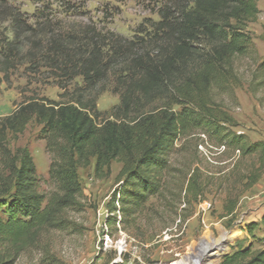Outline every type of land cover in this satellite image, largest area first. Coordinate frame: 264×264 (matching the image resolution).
Wrapping results in <instances>:
<instances>
[{
  "label": "trees",
  "instance_id": "16d2710c",
  "mask_svg": "<svg viewBox=\"0 0 264 264\" xmlns=\"http://www.w3.org/2000/svg\"><path fill=\"white\" fill-rule=\"evenodd\" d=\"M259 1L164 0L150 31L144 26L136 31L145 39L107 38L109 58H93L75 75H70L68 53H45L50 68L68 82L80 77L86 92L113 76L119 105L114 120H102L94 103L31 99L0 121V264H13L42 231L63 224L64 212L82 196L77 170L91 159L96 175L108 173L114 162L121 164L113 198L118 207L112 209L124 221L162 194L172 158L190 138L237 154L232 169L246 163L238 177L245 190L259 181L264 143H252L233 131L239 125L228 109L237 103L235 90L244 80L264 107V57L248 29L260 14ZM2 15L0 10V20ZM31 121L42 126L52 159L49 177L55 190L48 196L39 192L27 149L9 148L8 136L16 139ZM197 172L192 171L186 188L195 197L202 192ZM237 205V197L227 196L224 214L232 215ZM115 224L111 219L106 225L113 229ZM256 231L264 236V214L246 225L250 237ZM261 241L259 249H238L224 255L220 264H264V237Z\"/></svg>",
  "mask_w": 264,
  "mask_h": 264
},
{
  "label": "rangeland",
  "instance_id": "374dc122",
  "mask_svg": "<svg viewBox=\"0 0 264 264\" xmlns=\"http://www.w3.org/2000/svg\"><path fill=\"white\" fill-rule=\"evenodd\" d=\"M163 3L0 0V71L4 73L0 72V121L31 99L57 103L80 99L83 105L94 103L102 114L100 119L114 120L119 97L112 92L113 76L109 74L107 80L86 92L80 77L68 82L50 68L45 53L53 49L68 53L73 61L70 75H75L88 65L87 61L105 55L109 58L107 38L136 42L134 38L139 35L145 39L136 31L142 26L150 31V23L159 20L157 11ZM258 9H262L258 19L248 29L259 55L264 57V0L258 2ZM235 93L237 103L228 108L239 125L233 131L246 135L252 143H264V107L249 92L245 80ZM41 128L31 121L16 139L9 135L8 143L12 151L27 149L39 192L48 196L55 186L49 177L52 159L45 149ZM195 140L187 139L182 147L178 143L181 148L172 158L162 194L152 197L144 209L125 221L112 209L118 207L113 198L120 185L121 164L114 162L108 173L96 175L91 159L89 166L77 170L82 196L77 205L64 212L63 224L42 231L33 245L15 256L13 264H190L187 257H195L215 242L221 245L209 249L199 264H220L224 255L238 249H259L263 234L256 231L255 238L250 237L246 225L259 222L264 211V172L254 186L245 190L238 177L246 163L232 169L237 154L223 152L204 139ZM196 170L202 190L198 197L186 192L189 177ZM227 196L238 199L229 216L223 211ZM203 202L210 208L203 209ZM111 219L116 221L113 229L106 225Z\"/></svg>",
  "mask_w": 264,
  "mask_h": 264
},
{
  "label": "bare ground",
  "instance_id": "6f19581e",
  "mask_svg": "<svg viewBox=\"0 0 264 264\" xmlns=\"http://www.w3.org/2000/svg\"><path fill=\"white\" fill-rule=\"evenodd\" d=\"M221 243H211L208 247H204L202 249V252L199 253L198 255H195L194 256H190V257H187V261L190 263V264H199L201 262V260H203L208 254H209V249H214V248H218V246H220ZM211 254H214L213 252ZM190 255V254H189Z\"/></svg>",
  "mask_w": 264,
  "mask_h": 264
},
{
  "label": "built area",
  "instance_id": "2783aa9c",
  "mask_svg": "<svg viewBox=\"0 0 264 264\" xmlns=\"http://www.w3.org/2000/svg\"><path fill=\"white\" fill-rule=\"evenodd\" d=\"M202 207H203V209H209L210 208V204L203 202L202 203Z\"/></svg>",
  "mask_w": 264,
  "mask_h": 264
},
{
  "label": "crops",
  "instance_id": "0c3cea01",
  "mask_svg": "<svg viewBox=\"0 0 264 264\" xmlns=\"http://www.w3.org/2000/svg\"><path fill=\"white\" fill-rule=\"evenodd\" d=\"M262 9H259V11H261ZM264 214V211L261 213V215H260V219H261V217H262V215Z\"/></svg>",
  "mask_w": 264,
  "mask_h": 264
}]
</instances>
